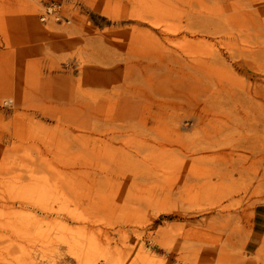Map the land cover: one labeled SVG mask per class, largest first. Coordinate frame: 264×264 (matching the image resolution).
I'll list each match as a JSON object with an SVG mask.
<instances>
[{
	"label": "rangeland",
	"instance_id": "rangeland-1",
	"mask_svg": "<svg viewBox=\"0 0 264 264\" xmlns=\"http://www.w3.org/2000/svg\"><path fill=\"white\" fill-rule=\"evenodd\" d=\"M206 258L264 264V0H0V264Z\"/></svg>",
	"mask_w": 264,
	"mask_h": 264
},
{
	"label": "bare ground",
	"instance_id": "bare-ground-1",
	"mask_svg": "<svg viewBox=\"0 0 264 264\" xmlns=\"http://www.w3.org/2000/svg\"><path fill=\"white\" fill-rule=\"evenodd\" d=\"M165 66V65H164ZM249 247L251 248V249H255L256 248V243H254V244H249ZM210 253V251H208L207 252V254L209 255V256H211V254H209ZM199 262H201V263H198V264H202V260L200 261L199 260ZM220 264V261L219 262H216V261H214L212 258L211 259H209V258H206L205 260H204V262H203V264ZM193 264H195V263H193Z\"/></svg>",
	"mask_w": 264,
	"mask_h": 264
},
{
	"label": "crops",
	"instance_id": "crops-1",
	"mask_svg": "<svg viewBox=\"0 0 264 264\" xmlns=\"http://www.w3.org/2000/svg\"><path fill=\"white\" fill-rule=\"evenodd\" d=\"M235 257H237V256H235ZM239 257V256H238ZM234 259H236V258H234ZM243 258H240V259H237L236 261H239V262H242L243 264H245L244 262H243V260H242Z\"/></svg>",
	"mask_w": 264,
	"mask_h": 264
},
{
	"label": "built area",
	"instance_id": "built-area-1",
	"mask_svg": "<svg viewBox=\"0 0 264 264\" xmlns=\"http://www.w3.org/2000/svg\"><path fill=\"white\" fill-rule=\"evenodd\" d=\"M55 8H56V7H53V6H52V7L49 8V11L51 12V11L54 10ZM43 20H45V18H43Z\"/></svg>",
	"mask_w": 264,
	"mask_h": 264
}]
</instances>
